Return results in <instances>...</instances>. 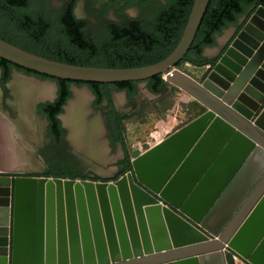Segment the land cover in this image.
Returning <instances> with one entry per match:
<instances>
[{
	"label": "water",
	"instance_id": "95a60500",
	"mask_svg": "<svg viewBox=\"0 0 264 264\" xmlns=\"http://www.w3.org/2000/svg\"><path fill=\"white\" fill-rule=\"evenodd\" d=\"M210 1L195 0L177 48L143 67L62 63L0 38V57L56 78L140 82L172 71L167 80L207 108L137 150L115 181L0 176V264H229L227 248L264 264V6L250 22L262 34L246 28L251 39L241 35L198 81L176 66ZM155 227L161 247L151 246Z\"/></svg>",
	"mask_w": 264,
	"mask_h": 264
},
{
	"label": "trees",
	"instance_id": "16d2710c",
	"mask_svg": "<svg viewBox=\"0 0 264 264\" xmlns=\"http://www.w3.org/2000/svg\"><path fill=\"white\" fill-rule=\"evenodd\" d=\"M65 1L63 9L55 12L50 8V0H0V38L26 51L62 63L105 68L143 67L161 62L177 48L195 0H170L167 5L149 9L139 18L125 17L124 23L104 20V32L99 35L90 32L89 19H80L75 14L78 0ZM252 5L264 6V0H211L186 59L176 67L179 68L182 63L205 65V48L213 46L217 35L228 25L236 23L238 17ZM89 10L91 15L100 20L105 15V12L97 11L93 7ZM0 69L1 83L6 94V83L10 80L13 69L56 82L58 89L55 100L41 104L39 109L48 118L50 135L58 145H62L65 135L59 115L73 97L72 86L88 85L96 97V107L106 112L113 145L121 144L126 152L125 160L120 163L124 164V168L115 179L133 169L125 143V122L131 120L135 113L122 115L117 110L113 89L126 91L133 97L138 92L139 83L145 82L149 91L161 96L159 101L164 103L171 90L179 88L165 79L164 74L140 82H84L41 74L2 57ZM203 112L198 111L194 117ZM193 119L190 118L181 127ZM55 168L41 176L72 179L80 176L77 173L58 172ZM80 177L90 179L88 176ZM91 180L99 181L102 178L97 176ZM229 264H235L231 258Z\"/></svg>",
	"mask_w": 264,
	"mask_h": 264
},
{
	"label": "rangeland",
	"instance_id": "374dc122",
	"mask_svg": "<svg viewBox=\"0 0 264 264\" xmlns=\"http://www.w3.org/2000/svg\"><path fill=\"white\" fill-rule=\"evenodd\" d=\"M169 1L156 0L153 3H168ZM153 3L147 8H133L125 14V17L136 18L145 14ZM64 5L65 0H50V8L55 12L61 11ZM76 15L80 19L91 21L89 29L94 35L104 32V20L115 21L117 18L113 10L103 15L101 20L96 18L85 6L84 0H79ZM229 33L230 29H227L225 34L219 37V42L223 43ZM207 52L210 53L213 50L208 49ZM179 69L184 72H188V69L191 70L192 76L198 77L199 74H202V71L198 74L190 63H183ZM57 89L56 82L52 80L27 76L23 72L15 71L8 90L13 97L7 104L3 102V91L0 86V115L2 113L14 122L10 123L11 130H14V139L19 145H22L23 149L25 147L32 148V158L34 159L18 163L17 166L9 170H0V174H12L15 171H28L30 175L44 173L45 165L40 156L46 155L55 158L56 150L51 144L48 122L40 112L39 106L54 101ZM72 91L73 97L70 104L61 115V121L66 130L65 142L67 146H65L68 153L77 159L82 170L86 173L110 179L117 178L122 170L120 163L125 155L124 148L121 144L113 145L106 124L105 110L96 107V97L88 85H73ZM113 96L115 105L121 112L125 115L135 113L131 120L125 122V143L131 159L137 150L143 151L148 145L158 144L187 120L194 117L198 111H205L203 104L180 87L174 91L172 89L164 103L159 101L161 96L149 91L145 82L139 83L138 92L133 97H130L126 91L116 89H113ZM23 125L27 126L23 127ZM243 261L246 264L245 260Z\"/></svg>",
	"mask_w": 264,
	"mask_h": 264
},
{
	"label": "flooded vegetation",
	"instance_id": "af4514ba",
	"mask_svg": "<svg viewBox=\"0 0 264 264\" xmlns=\"http://www.w3.org/2000/svg\"><path fill=\"white\" fill-rule=\"evenodd\" d=\"M153 1H156V0H110V1H106V0H84V4H85V6L88 9L93 7L97 11L105 12V14H107L108 12L113 10L114 14L117 17L115 21L119 22V23H124L126 21L125 20V14H127V12L129 10H131L133 8H147L148 6H150L151 3H153ZM65 3H66V1H65ZM78 3H79V0H78V2L76 4V7H75V14H76V8H77ZM167 4H168L167 2H160V3L156 2V3H153V5H151L150 9L152 10V9H154L156 7H159V6H162V5H167ZM258 7L255 6V5H252V6L248 7L247 10L242 15H240L238 17L236 23L228 25L219 35H217L216 42H215V44L213 46L205 48L204 53H203L205 59H207V61H206L207 63L205 65L194 66V65L191 64L195 68V70L198 72V74H199V72L202 71V74H199L198 77L197 76H193L196 80L203 81L206 78V76L208 75V73L212 70V68L219 62L221 57L224 54H226V52L233 46L234 42L241 35L244 36L245 38L251 39L250 35L248 33L249 31L257 32L259 35L262 34V33H259L257 31V29L253 26V24H250L251 18L254 15V13L256 12ZM141 16L142 15H139L136 18H139ZM246 28L248 29V32L246 31ZM227 29H230V33L225 38L224 42L220 43L219 42V37L223 36ZM208 49H212L213 50L212 54H215V55L214 56H206V54H207L206 52H207ZM15 71L23 72V73L27 74V76H36V75L28 74L25 71H22V70H19V69H13L12 73H11V78L6 83V88L8 90H9V84L11 83V81L13 79V75H14ZM36 77H38V76H36ZM1 82H2V70L0 69V86H1L2 91H3V102H6L8 104L9 100L13 97V95L9 91H8L7 94L5 93ZM49 102H52V101H49ZM117 110L122 115H125L118 108H117ZM206 111H207V108L205 107V112ZM45 118H46V120L48 122V129H50V122H49V120H48V118L46 116H45ZM106 124H107V128H109L108 127V119H106ZM62 128L65 129L63 124H62ZM49 133H50V131H49ZM50 138L52 140V143H51L52 147H54V149L56 150V153H55V158L48 157L46 155H41L40 156L42 162L45 165V172L46 171L48 172V170L52 169L53 167L54 168L57 167L55 169L58 172H64V173H68V174L77 173V174H80V176H82V177L83 176H88L90 179L94 178V177H97L96 175H93L91 173H86L84 170H82L81 164L77 161V159L73 155L68 153V150L66 148L67 145H66V142H65V140H66V130H65V135L63 137L62 145H58L51 135H50ZM51 150H52V148H51ZM124 154L125 155H124V157L122 158L121 161L125 160V158H126L125 150H124ZM129 154H130V152H129ZM131 161H132V159H131ZM120 167L123 169L124 168V164H120ZM132 170H129L126 173H128V172H130ZM125 174H123V175H125ZM0 176H12V178H16V177H19V176H34V175H30V172H28V171H24V172L23 171H15L12 174L11 173H4V174L2 173V174H0ZM80 176H78L76 179H78V178L82 179ZM101 178L104 179V177H101ZM105 179H110V178H105ZM111 179H114V181L118 180V179H115V178H111ZM245 262L247 263L246 260H245Z\"/></svg>",
	"mask_w": 264,
	"mask_h": 264
},
{
	"label": "bare ground",
	"instance_id": "6f19581e",
	"mask_svg": "<svg viewBox=\"0 0 264 264\" xmlns=\"http://www.w3.org/2000/svg\"><path fill=\"white\" fill-rule=\"evenodd\" d=\"M10 123L12 124L14 122H12L9 117H7L6 115H3L1 113V115H0V170H9V169H12L15 166H17L18 163L25 162L28 160H30V161L34 160L32 158V156H33L32 155V152H33L32 148L27 149L25 147V149H23L21 147L22 145H19L17 143V141L14 139V136H15V135H13L14 130H11L12 125H10ZM26 126L27 125H23V127H26ZM79 129H81V128H79ZM24 130H26V129H24ZM90 140H91V138H90ZM99 140H100V138L98 139V141ZM92 144H93V142H92ZM155 232H156V233H154V235H156L155 236V243L152 241L151 246L152 247H155V246L161 247V246H163V244L165 243L166 240L164 238V235L161 233L160 227L156 228Z\"/></svg>",
	"mask_w": 264,
	"mask_h": 264
},
{
	"label": "built area",
	"instance_id": "2783aa9c",
	"mask_svg": "<svg viewBox=\"0 0 264 264\" xmlns=\"http://www.w3.org/2000/svg\"><path fill=\"white\" fill-rule=\"evenodd\" d=\"M172 75V71H170L167 74H164V78L167 79L168 77H170ZM226 252L229 253V258H231L235 264H244L243 262V258L240 257V255L238 253H236L235 251H233L232 249H226Z\"/></svg>",
	"mask_w": 264,
	"mask_h": 264
},
{
	"label": "crops",
	"instance_id": "0c3cea01",
	"mask_svg": "<svg viewBox=\"0 0 264 264\" xmlns=\"http://www.w3.org/2000/svg\"><path fill=\"white\" fill-rule=\"evenodd\" d=\"M207 51H208V50H207ZM206 53H207L206 56H214V55H215V54H212V52H210V53L206 52ZM191 66H192V65H191ZM190 71H191V70L188 69V72H187V73L190 74ZM190 75H191V74H190ZM191 76H192V75H191ZM204 112H205V111H204ZM204 112H203V113H204ZM203 113H202V114H203ZM202 114H201V115H202ZM201 115H199V116H201ZM199 116L193 117V118H194L193 120H195V119L198 118ZM193 120H192V121H193ZM187 121H188V120H187ZM192 121H191V122H192ZM189 123H190V122H189ZM189 123H188V124H189ZM186 125H187V124H186ZM186 125H184V126H186ZM184 126L180 127L179 129L183 128ZM179 129H177L176 131H178ZM176 131H174L172 134H174ZM172 134H171V135H172ZM41 174H42V173H38V174H36V175H34V176H41ZM104 179H105V178H104ZM104 179L102 178L103 181H114V179H108V180H104ZM246 264H249V263L247 262Z\"/></svg>",
	"mask_w": 264,
	"mask_h": 264
}]
</instances>
